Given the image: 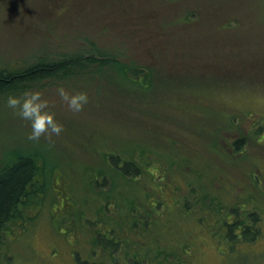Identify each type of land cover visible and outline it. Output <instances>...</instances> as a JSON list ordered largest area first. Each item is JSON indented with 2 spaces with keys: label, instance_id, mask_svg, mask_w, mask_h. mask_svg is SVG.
Masks as SVG:
<instances>
[{
  "label": "rangeland",
  "instance_id": "1",
  "mask_svg": "<svg viewBox=\"0 0 264 264\" xmlns=\"http://www.w3.org/2000/svg\"><path fill=\"white\" fill-rule=\"evenodd\" d=\"M134 1L121 8L100 0H0V66L72 54L76 47L91 51L92 41L97 52H117L133 68L154 72L143 88L106 65L94 81L73 87L71 78L45 79L0 101V159L13 148L33 151L42 157L44 176L41 198L26 207L33 218L12 225L1 264H77V256L78 264H264L263 128L246 138V154L234 161L219 141V133L238 139L264 117V80L221 79L224 68L234 70L235 57L252 60L264 46V0ZM150 6L157 10L147 19ZM188 8L191 20L178 19ZM244 49L250 52L241 54ZM249 65L250 77L260 71ZM150 97L162 101L149 105ZM234 115L245 116L242 126L230 122ZM125 148L150 153L146 171L160 170L159 180L141 175L126 183L113 175L101 155L123 156ZM173 154L191 166L176 167ZM209 194L227 205L222 214L228 206L243 217L254 211L255 237L223 235L215 213L198 219L211 213ZM133 215L148 227H130ZM110 230H119V244ZM95 236L105 249L93 243Z\"/></svg>",
  "mask_w": 264,
  "mask_h": 264
},
{
  "label": "trees",
  "instance_id": "2",
  "mask_svg": "<svg viewBox=\"0 0 264 264\" xmlns=\"http://www.w3.org/2000/svg\"><path fill=\"white\" fill-rule=\"evenodd\" d=\"M100 2L119 4L117 6L121 8H127L128 6H131L135 3L134 0H100ZM155 10L157 9H155L154 6L148 7L145 18L148 19V17L150 16L153 17ZM191 11L192 10L188 8L184 14L179 15L178 19L190 21L191 19H189V16ZM193 14L195 15L198 13L193 12ZM236 22L239 23V21ZM230 23H226V25H223L224 23H220V25L228 26L230 25ZM89 44H93V46L96 48L95 44L92 41H89ZM94 47L91 49V51L87 52L84 51V49L81 47H76L77 49H75L72 54L61 53V56L55 58H51L48 54H46L45 60H43L41 57L39 59H35V61L30 64H25L22 66L10 67L7 64H5L4 66H0V101L3 99L6 100L11 96L15 97L17 95H21L23 94L24 90L26 91L27 89L38 85L39 83H42V81L45 79L47 81V79L53 80L61 78H71L74 81L72 85L73 87L76 86L75 81L78 82L81 79H83V81H94L95 78L98 76L97 73L100 71L101 68L107 67L106 65H109L113 71L118 72L123 79H125L127 82L131 83L134 86L145 88L150 87L152 85V78L154 76L152 68L147 66L145 67L144 65H140L139 68H133L132 66L135 64L134 61L132 62V60L130 59L123 60L120 57H116L117 52H105L101 50L100 52H97ZM246 47L248 49H251L249 45ZM263 47L264 46L262 43L259 48L254 49V53L251 55H255V57L252 60H248L246 55H238V60L235 57L236 66L233 67L234 70H228L227 68H224L225 71L222 72L223 75L221 76V79H227V81L229 82H233L234 80L235 82L236 77L245 76L246 78H249V80H252L251 82L253 83H261L257 81L264 80ZM248 49H244L241 54L249 53L250 51ZM104 55L107 56L104 57ZM249 64L255 66V68H259L260 70L257 71L256 74L253 73L251 77L248 73V68L250 66ZM205 78L206 80L208 79L207 77ZM161 101L162 100H160V98L158 97H150L147 98L146 103L149 105H153ZM249 115L250 114L248 113V116ZM151 116L156 117V113L154 112V115ZM244 117H235L234 115V117L230 118V122L237 124L240 127L242 126L241 119H243ZM263 124L264 117H260L259 119L251 121V123L248 124V129H245V132H240L238 134V139L236 140H232L226 135L219 133V136L221 135V139L219 138V141H221V145L224 147V150L230 157L231 161H234L232 157L235 155L246 154L247 150L244 149V145L247 142L246 138L251 136V139H254L257 137V135L262 134V128L264 131ZM174 128L177 129L176 127ZM224 130L230 132L226 129H223L222 132H224ZM238 131H240V128L238 129ZM170 134L173 137H176L172 134V131H170ZM122 154L123 156L119 154L117 156L103 154L101 155L100 160H103L104 162L106 161L109 167L115 170L113 175L122 176L123 182L127 183L128 181H131V179H137L141 177V175L145 176L150 183H154L156 179L159 180L157 175L160 173V170L156 173L154 171H157V169H153L154 171L152 170V172L146 171V169L150 168V165L152 164L153 160V156L150 153L138 152L134 149L125 148V151ZM2 156L3 157L0 159V264L4 259H6V253L10 249V235L15 233L12 225L15 224L17 221L20 224H23L33 218L32 215H28L27 212H25L26 207L28 206V204L36 202L38 199L41 198L42 193L39 192L41 190L39 182L44 181V179L42 178L44 177L42 174V157L39 156L37 153L33 151L30 152L24 149L18 150L16 148H13L11 150L5 151ZM173 156L176 160V167L187 166V163L185 164L184 162L179 161V159L177 158V154H173ZM180 156L181 155H179V157ZM222 162L224 161L222 160ZM162 164H164L163 161ZM190 166L191 165L187 167ZM55 167L56 166H53L51 170H55ZM49 173H52V171H49ZM95 174L103 178L105 177V174L108 177L111 176L110 171H107L106 173L99 171ZM147 174L153 178H148ZM92 177L94 179V176ZM96 183L97 185H99L98 182ZM44 187V184H42V188ZM209 199L214 202L213 206H208V208H210L211 213L204 211L201 216L197 217L198 219H206L207 216L208 218H213L211 215L215 213L214 219L219 220L218 226L221 227L223 235L225 234L231 237L235 236V238H239L240 240L244 238L247 241H250L255 237L257 230L253 223L258 220V215L254 211L252 213H247L246 215L248 216V218L250 217L252 219V222H249L246 216H240V214L238 213V208H231L230 206H228L230 209L224 210V213L222 214L221 205L224 207L227 206L225 202L223 203L221 200L219 201L218 197L211 194H209ZM186 203L187 202H185V204ZM105 204L107 205V203ZM197 206H199V203ZM106 207L108 208V205ZM192 207H196V205L194 204ZM146 212H148L149 214L153 213V207L147 209ZM216 216L219 217L216 218ZM124 221L126 222V220ZM142 222L143 223H141V221L133 215L131 218L128 219V222L126 223L130 227H133L135 224H138L140 229L148 227L146 225V220H142ZM117 233H119V230H110L108 232L109 238L113 241H116L115 243H113V245L119 244V235L117 237ZM92 240L93 243L100 245V243H98V240L96 239V236ZM101 244L102 245L100 246L102 250L105 249V243L102 242ZM91 252H94V250H91ZM75 259L76 263L78 264V256ZM141 260L143 259H140V262ZM86 263L89 264L88 262ZM174 263L180 264L181 261L175 260ZM93 264H97V262ZM113 264L118 263L114 262Z\"/></svg>",
  "mask_w": 264,
  "mask_h": 264
}]
</instances>
